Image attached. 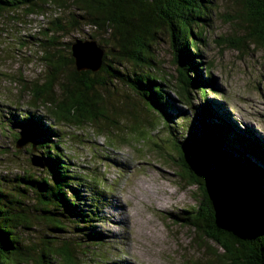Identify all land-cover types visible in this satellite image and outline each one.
I'll return each instance as SVG.
<instances>
[{"label": "trees", "instance_id": "trees-1", "mask_svg": "<svg viewBox=\"0 0 264 264\" xmlns=\"http://www.w3.org/2000/svg\"><path fill=\"white\" fill-rule=\"evenodd\" d=\"M237 1L243 6L238 18L246 31L230 45L241 51L247 39L264 42V0ZM51 6L69 14L49 21L38 32L41 35L32 38L37 40L39 59L46 65L48 75L28 93L31 107L40 103L53 121L33 112L22 114L16 121L17 139L25 136L33 142L41 140L38 145L31 144L30 150L41 153L46 167L41 175L32 172L0 178V264H59L58 260L62 264H79L68 244L56 246L53 241L40 248L38 261L33 259L23 230L31 229L39 213L53 224V231L66 230L65 222L57 218L63 217L72 227L71 233L75 237L79 233L88 245L107 242L105 234L96 230V223L106 219L102 214L104 203L97 196L100 193L81 180L71 158L59 149L64 146L65 137L56 126H95L110 137L109 129L118 123L105 117L102 91L109 92L117 84L133 92L172 134L177 154L173 161L179 177L188 186L197 187L199 205L186 217L176 219L185 222L201 242L208 240L219 246L223 250L222 264H264V167L254 158L259 146L245 133L231 129L208 104L199 109L201 128L195 140L196 134L192 133L196 130L190 128L193 116L186 114L194 106L192 95L204 100L214 86L211 69L202 73L204 64L200 60V44L205 41L202 24L211 19L213 1L0 0V26L8 15L18 19L21 14H45ZM86 27L95 32L89 34V40L96 41L105 51L103 66L96 73L78 72L71 53L74 43L63 42L75 33L85 34ZM161 34L168 35L177 66L178 76L172 88L159 69L154 49ZM79 41L84 40L76 39ZM66 66L71 68L68 74ZM56 87L60 88L61 99L55 95ZM169 90L186 106L185 114L178 118H172L175 104L168 98ZM172 124L180 125L178 130ZM179 129L186 133L185 137L175 134H184ZM232 133L238 135L236 139ZM211 164L220 171L211 168ZM30 199L33 201L28 205Z\"/></svg>", "mask_w": 264, "mask_h": 264}, {"label": "rangeland", "instance_id": "rangeland-1", "mask_svg": "<svg viewBox=\"0 0 264 264\" xmlns=\"http://www.w3.org/2000/svg\"><path fill=\"white\" fill-rule=\"evenodd\" d=\"M212 1L211 19L202 24L205 41L200 44V60L204 64L202 73L206 68L211 69L214 86L206 92L204 100L200 95H192L194 106L186 112L193 116L190 128L196 131L192 135L201 128L199 109L208 104L231 129L256 141L259 150L254 158L263 168L264 42L247 39L241 51L231 47L233 39L244 36L246 31L238 18L243 6L237 0ZM68 14L69 11L51 6L45 14L28 17L21 14L18 19L8 15L0 26V178L44 173L31 163L33 155L41 156V153L31 151L30 146L38 145L41 140L30 141L18 149L17 141L23 136L17 139L16 121L22 114L31 112L53 121L40 103L31 107L29 88L41 85L48 75L46 65L39 59L37 40L32 38H38V32L49 21L66 18ZM84 30L85 34L75 33L63 42L75 43L78 38L86 41L90 39L89 34H95L90 27ZM160 38L154 49L159 69L172 88L178 76L177 66L168 35L161 34ZM65 68L68 74L71 68ZM54 92L61 99L60 88L56 87ZM102 94L105 117L118 123L109 129L110 137L107 131L101 132L90 125L76 127L64 123L56 127L65 137L64 146L59 149L71 158L81 180L100 193L97 196L104 203L102 214L106 219L96 223V230L105 234L107 242L88 245L79 233H75L76 237L71 233L73 229L63 217L57 218L65 222L63 228L68 234L53 231V224L39 213L31 229L23 230L33 259L38 261L40 248L53 241L56 246L68 244L79 264H222L223 250L219 246L208 240L201 242L185 222L176 219L194 212L201 197L195 187L188 186L179 177L177 163L173 161L177 154L172 134L127 87L117 84ZM168 98L175 104L172 118L185 114L186 106L172 90L168 91ZM100 119L103 121L104 117ZM172 126L178 130L180 125ZM179 131L184 134L174 131L177 136H186L184 131ZM231 136L236 139L238 135ZM193 137L198 139L197 134ZM28 201L29 205L33 200ZM58 263L62 264L60 260Z\"/></svg>", "mask_w": 264, "mask_h": 264}, {"label": "water", "instance_id": "water-1", "mask_svg": "<svg viewBox=\"0 0 264 264\" xmlns=\"http://www.w3.org/2000/svg\"><path fill=\"white\" fill-rule=\"evenodd\" d=\"M71 53L78 72L89 71L96 73L100 71V69L103 66L105 51L94 40L75 42L71 46ZM30 141L31 140L29 138L23 136L17 141L16 147L18 149H21L24 146L28 145ZM193 159L194 158L189 157V160H193ZM31 163L34 167L40 169H45L46 167L42 157L38 155H33V157L31 158ZM213 169L216 171L218 170V172L220 171L217 167L215 168V165Z\"/></svg>", "mask_w": 264, "mask_h": 264}, {"label": "bare ground", "instance_id": "bare-ground-1", "mask_svg": "<svg viewBox=\"0 0 264 264\" xmlns=\"http://www.w3.org/2000/svg\"><path fill=\"white\" fill-rule=\"evenodd\" d=\"M45 10V9H44ZM42 31V30H41ZM40 34V33H39ZM41 35V34H40ZM42 39V38H41Z\"/></svg>", "mask_w": 264, "mask_h": 264}]
</instances>
